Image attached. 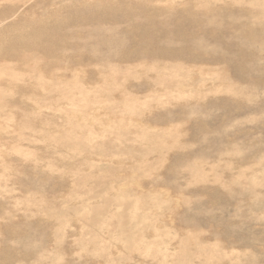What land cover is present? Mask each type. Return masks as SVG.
<instances>
[{
  "label": "rangeland",
  "instance_id": "rangeland-1",
  "mask_svg": "<svg viewBox=\"0 0 264 264\" xmlns=\"http://www.w3.org/2000/svg\"><path fill=\"white\" fill-rule=\"evenodd\" d=\"M0 264H264V0H0Z\"/></svg>",
  "mask_w": 264,
  "mask_h": 264
},
{
  "label": "bare ground",
  "instance_id": "bare-ground-1",
  "mask_svg": "<svg viewBox=\"0 0 264 264\" xmlns=\"http://www.w3.org/2000/svg\"><path fill=\"white\" fill-rule=\"evenodd\" d=\"M157 54V53H156ZM257 208V207H256Z\"/></svg>",
  "mask_w": 264,
  "mask_h": 264
}]
</instances>
